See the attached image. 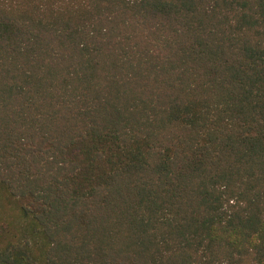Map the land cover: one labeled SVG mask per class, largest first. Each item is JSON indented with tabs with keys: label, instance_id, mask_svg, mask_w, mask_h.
Listing matches in <instances>:
<instances>
[{
	"label": "trees",
	"instance_id": "trees-1",
	"mask_svg": "<svg viewBox=\"0 0 264 264\" xmlns=\"http://www.w3.org/2000/svg\"><path fill=\"white\" fill-rule=\"evenodd\" d=\"M0 264H264V0H0Z\"/></svg>",
	"mask_w": 264,
	"mask_h": 264
}]
</instances>
